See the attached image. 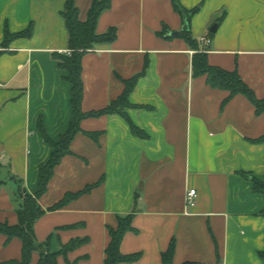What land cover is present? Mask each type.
Returning <instances> with one entry per match:
<instances>
[{
	"label": "crops",
	"instance_id": "0c3cea01",
	"mask_svg": "<svg viewBox=\"0 0 264 264\" xmlns=\"http://www.w3.org/2000/svg\"><path fill=\"white\" fill-rule=\"evenodd\" d=\"M66 1L0 0V223L9 226L19 224V191L34 197L40 189V167L55 151L46 139L58 143L75 121L72 85L54 57L70 53ZM179 2L197 9L189 24L172 0H113L99 18L97 33L115 28L117 38L82 59V111L106 109L125 81L140 77L127 119L81 121L71 153L38 200L44 214L34 232L51 253L87 239L59 255L58 264H105L110 230L128 215L135 231L124 235L120 252L140 257L120 264H164L172 243V264H264V196L251 180L264 182V143L257 142L264 114L244 95L230 98L206 76H194L196 50L180 37L188 26L211 66L236 70L264 99V0ZM91 5L76 0L81 20ZM29 28V36L4 45L7 33ZM202 37L212 41L207 50ZM130 122L146 138L134 136ZM191 189L193 208L186 206ZM68 195L78 196L52 209ZM21 258L22 241L0 235V264ZM39 259L34 252L30 264Z\"/></svg>",
	"mask_w": 264,
	"mask_h": 264
},
{
	"label": "trees",
	"instance_id": "16d2710c",
	"mask_svg": "<svg viewBox=\"0 0 264 264\" xmlns=\"http://www.w3.org/2000/svg\"><path fill=\"white\" fill-rule=\"evenodd\" d=\"M113 0H92L91 8L88 12L87 19L81 20L79 9L76 6V0H67L62 17L65 20L66 29L69 35V51L68 55L55 54L58 68L67 72V81L72 85V106L74 108L75 121L70 126L69 130L63 135L58 143L47 142L55 149L51 159L47 164L40 167V189L33 197L19 191V196L22 199V207L18 211L19 224L9 226L0 223V235L6 236L7 240L18 238L22 241V258L21 261H11L9 264H30L34 252L40 253L39 264H58V256L66 254L68 251L77 248L85 243V240H73L58 253H51L46 244H40L35 236L34 224L44 214L38 200L46 193L48 184L54 175L55 168L60 164L62 159L71 153L70 145L81 129L80 123L85 118L100 117L106 114H118L127 119L126 109L130 107L129 96L133 91L140 75H137L124 82L125 89L122 96L112 102L106 109L90 113L82 111V100L84 94V85L82 80V59L93 51L96 46L111 44L117 38V30L110 29L105 34L97 33V24L103 12L111 7ZM174 8L181 13L187 24L190 23L192 16L197 12V9L185 10L179 0H172ZM32 29L20 35H10L7 33L5 44L19 36H29ZM211 36L213 34L210 33ZM180 37L183 38L190 47L196 50L192 59L193 75L196 77L206 76L207 84L215 89L226 90L230 93V98L241 94L244 95L255 107L256 114H264V99H258L254 91L242 80L239 73L235 71H226L219 67L211 66L208 62L207 53L198 49V44L191 37L190 31H182ZM131 132L134 136L146 138L144 131L130 122ZM96 139L97 135H91ZM264 143V135L257 141ZM245 176V175H244ZM253 182V190L256 194L264 196V182L255 178H251ZM92 187L86 188L82 193L88 192ZM81 194V193H79ZM78 195H68L62 202L55 205L52 209H57L65 206L69 201ZM133 215L120 217L118 219V228L110 230V243L106 249L105 264H120L132 263L139 259L140 254L123 255L120 252V244L124 235L127 232H134L135 228L132 225ZM174 256V243H172L166 253L162 255L164 264H172ZM260 257L264 261V252L260 253ZM193 264V263H185Z\"/></svg>",
	"mask_w": 264,
	"mask_h": 264
},
{
	"label": "built area",
	"instance_id": "2783aa9c",
	"mask_svg": "<svg viewBox=\"0 0 264 264\" xmlns=\"http://www.w3.org/2000/svg\"><path fill=\"white\" fill-rule=\"evenodd\" d=\"M211 39L208 37H202L201 43L205 45V50H207V47L211 45ZM196 199H197V191L195 189H191L186 194V206L193 208L196 205Z\"/></svg>",
	"mask_w": 264,
	"mask_h": 264
},
{
	"label": "water",
	"instance_id": "95a60500",
	"mask_svg": "<svg viewBox=\"0 0 264 264\" xmlns=\"http://www.w3.org/2000/svg\"><path fill=\"white\" fill-rule=\"evenodd\" d=\"M184 30H188V26H185ZM216 30H217V25H214L213 28L210 30V32L215 33ZM171 36L172 37H178L179 33H172Z\"/></svg>",
	"mask_w": 264,
	"mask_h": 264
}]
</instances>
